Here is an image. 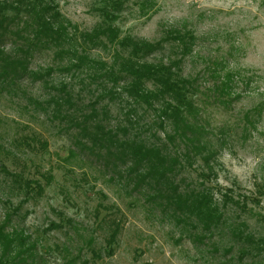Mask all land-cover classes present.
Listing matches in <instances>:
<instances>
[{
  "label": "trees",
  "instance_id": "trees-1",
  "mask_svg": "<svg viewBox=\"0 0 264 264\" xmlns=\"http://www.w3.org/2000/svg\"><path fill=\"white\" fill-rule=\"evenodd\" d=\"M59 1L0 0V99L16 101L31 118H41L54 133L68 138L66 161L76 160L78 167L92 171V179L143 201L197 248L205 247L201 260L210 263L209 250L218 252L211 241L229 236L232 246L217 264H261L255 258L264 252V233L250 231L239 219L248 213L264 230V215L253 209L259 207L257 197L248 206L247 196L208 184L229 143L227 126L212 127L210 111L229 109L240 97L238 84L248 85L249 77L215 58L206 59L196 73L184 72L186 60L196 55L192 30L170 26L155 41L122 34L116 21L128 4L144 14L154 7V0H97L99 20L89 29L72 23ZM263 105L243 113V135L255 126ZM14 141L31 150L35 144L47 147L34 130ZM194 165L199 170L191 181L186 171ZM0 173L7 190L21 197L0 220V264H88L80 258L82 246L62 242L44 249L40 239L21 225L20 207L42 196L53 175L40 173L42 182L9 171L1 161ZM87 176L82 174L83 179ZM101 206L95 208L97 219ZM61 219L43 230L59 228ZM119 222L105 219L108 256ZM92 240L84 243L92 256H98ZM236 247V254L227 258ZM51 252L57 254L54 260Z\"/></svg>",
  "mask_w": 264,
  "mask_h": 264
},
{
  "label": "rangeland",
  "instance_id": "rangeland-1",
  "mask_svg": "<svg viewBox=\"0 0 264 264\" xmlns=\"http://www.w3.org/2000/svg\"><path fill=\"white\" fill-rule=\"evenodd\" d=\"M59 5L61 12L81 29H89L99 20L95 10L100 6L97 0H60ZM116 23L122 34L149 41L160 38L163 29L170 26L192 30L197 37L196 55L186 60L184 72L196 73L206 59L215 58L224 59L230 70L249 77L248 85L238 84L240 97L229 109L210 111L212 127L227 126L229 143L219 154L216 176H211L208 184L247 196L248 206L254 205L251 198L257 197L259 207L253 209L264 215V105L255 117V126L244 135L242 131L243 113L264 102V0H154V7L144 14L138 13L137 6L128 4ZM15 102L0 99V161L9 171L22 172L25 177L42 182L45 180L40 173L53 175L42 196L24 201L18 211L21 225L40 239L44 249L52 250L54 244L62 242L82 246L80 258L88 260V264H217L222 261L223 251L232 246L233 238L225 236L218 243L212 240L211 248L218 252L209 250L210 263L201 260L200 253L206 252L205 247L200 245V251L172 221L149 211L143 201L119 193L116 186L101 179H92V171L78 167L76 160L66 161L70 140L54 133L41 118H31ZM31 130L47 141L46 149L39 148L38 144L32 150L16 144L15 139L29 135ZM197 170V165L187 170L186 178L195 181ZM85 172L89 175L87 179L82 178ZM4 182V175L0 173V220L21 198L15 191H8ZM100 204L104 207H99L97 219L94 212ZM100 217L104 221L98 223ZM61 218L72 219L74 224L69 225ZM114 218L120 221L119 232L110 245L113 253L108 256L105 219ZM60 219L59 228L43 230L51 221ZM239 219L245 221L250 231L264 233L262 223L248 213H242ZM88 238L93 239L90 246L99 252L98 256H92L87 249L84 242ZM236 249H230L225 256L235 255ZM54 255L57 256L54 252L49 254L53 256L51 260L55 259ZM255 261L264 264V252Z\"/></svg>",
  "mask_w": 264,
  "mask_h": 264
}]
</instances>
